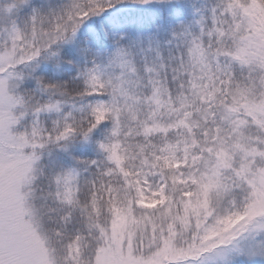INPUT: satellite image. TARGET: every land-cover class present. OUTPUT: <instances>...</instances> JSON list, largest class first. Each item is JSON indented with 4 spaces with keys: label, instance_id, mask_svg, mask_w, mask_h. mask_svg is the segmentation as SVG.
<instances>
[{
    "label": "snow or ice",
    "instance_id": "1",
    "mask_svg": "<svg viewBox=\"0 0 264 264\" xmlns=\"http://www.w3.org/2000/svg\"><path fill=\"white\" fill-rule=\"evenodd\" d=\"M0 264H264V0H0Z\"/></svg>",
    "mask_w": 264,
    "mask_h": 264
}]
</instances>
